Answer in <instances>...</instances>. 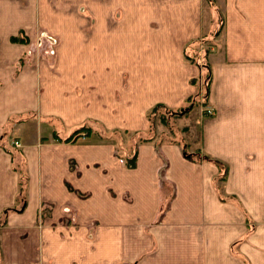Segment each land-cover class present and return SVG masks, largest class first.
Masks as SVG:
<instances>
[{
    "label": "crops",
    "instance_id": "1",
    "mask_svg": "<svg viewBox=\"0 0 264 264\" xmlns=\"http://www.w3.org/2000/svg\"><path fill=\"white\" fill-rule=\"evenodd\" d=\"M0 264H264V0H0Z\"/></svg>",
    "mask_w": 264,
    "mask_h": 264
},
{
    "label": "rangeland",
    "instance_id": "2",
    "mask_svg": "<svg viewBox=\"0 0 264 264\" xmlns=\"http://www.w3.org/2000/svg\"><path fill=\"white\" fill-rule=\"evenodd\" d=\"M14 40H25L24 36L20 35V37H13ZM30 39L28 40L27 38V49L25 50V54L22 57L21 61H56V50L54 49V44H55V39L52 38L51 35H47L43 32H38L37 35H33V37H29ZM206 81H201L200 84L205 88ZM203 90L201 96L198 99H193L190 98L187 103L184 105V107H181L180 109L177 110H172L170 108L166 107H158L155 109L154 112L149 113L148 117L150 120L151 124V130L149 132L145 133H139L136 136V133H128V132H122V131H117V132H110L106 130H97L100 134L98 136H102L103 138L108 137L109 134L119 142V144H122L120 146H117L116 153L117 155L119 154L120 156L125 155L126 153H129V150H125L126 145L125 142L128 139H131L130 137L133 138H138L140 140H145V138L152 137L156 134L162 133V137H180L181 132H183L184 139L183 141H188L189 145L191 144L192 147L195 149L197 147L195 145L196 142H198V130L194 128V120H195V108H199L203 105V110L205 111V108L208 106L204 105L205 101V94ZM213 113V110H212ZM181 130V131H180ZM83 131V130H82ZM86 133H88V129L85 130ZM75 135V134H74ZM132 135V136H130ZM89 136V135H88ZM110 136V137H111ZM74 136H71V139H73ZM87 137V136H86ZM84 137V138H86ZM176 139V138H174ZM181 139V138H180ZM13 145L16 147H20V142L17 139H14ZM125 146V147H124ZM127 151V152H126ZM131 153V152H130ZM199 157L204 156L205 160H210L212 162H216L223 170V166L221 165V162H219L216 159H213L209 157L208 155H202L201 153H198ZM131 157V156H130ZM225 170V169H224ZM223 175V174H222ZM225 177L221 176V180H224Z\"/></svg>",
    "mask_w": 264,
    "mask_h": 264
},
{
    "label": "trees",
    "instance_id": "3",
    "mask_svg": "<svg viewBox=\"0 0 264 264\" xmlns=\"http://www.w3.org/2000/svg\"><path fill=\"white\" fill-rule=\"evenodd\" d=\"M207 84H208V82L206 81V82H205V85L207 86ZM159 106L161 107V105H159V104L155 105V106L149 111V113L154 112L155 109L158 108ZM149 113H148V114H149ZM148 116H149V115H148ZM82 130H87V129H86L85 127H83V126L77 128L76 130L73 131L72 135H70V136L66 139V141L69 140V139L71 138V136H73L74 134H76L77 132L82 131ZM126 162H127V164H128L129 166H132V165L134 164V156L132 155L131 157L127 158Z\"/></svg>",
    "mask_w": 264,
    "mask_h": 264
},
{
    "label": "built area",
    "instance_id": "4",
    "mask_svg": "<svg viewBox=\"0 0 264 264\" xmlns=\"http://www.w3.org/2000/svg\"><path fill=\"white\" fill-rule=\"evenodd\" d=\"M205 112L207 114H212V109L210 107H207V108H205ZM82 137H84V134L82 135Z\"/></svg>",
    "mask_w": 264,
    "mask_h": 264
}]
</instances>
